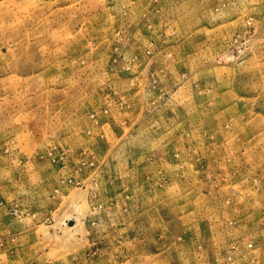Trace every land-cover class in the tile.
I'll use <instances>...</instances> for the list:
<instances>
[{
    "label": "rangeland",
    "instance_id": "1",
    "mask_svg": "<svg viewBox=\"0 0 264 264\" xmlns=\"http://www.w3.org/2000/svg\"><path fill=\"white\" fill-rule=\"evenodd\" d=\"M0 264H264V0H0Z\"/></svg>",
    "mask_w": 264,
    "mask_h": 264
}]
</instances>
